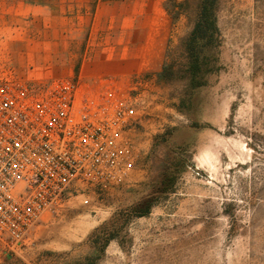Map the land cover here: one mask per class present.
Returning <instances> with one entry per match:
<instances>
[{"label": "rangeland", "instance_id": "1", "mask_svg": "<svg viewBox=\"0 0 264 264\" xmlns=\"http://www.w3.org/2000/svg\"><path fill=\"white\" fill-rule=\"evenodd\" d=\"M94 5L0 0V60L55 68L62 54L43 49L32 35L43 33L45 17L48 33L60 24L68 33L62 56L77 68L70 33L88 32ZM168 17L166 52L178 57L190 23L182 15L173 25ZM218 26L220 67L204 85L184 95V80L143 74L151 114L136 136L128 177L72 191L13 250L0 239V264H90L92 234L102 226L116 238L96 264H264V0H221ZM161 173L169 191L158 193ZM145 199L153 200L150 211L134 215Z\"/></svg>", "mask_w": 264, "mask_h": 264}, {"label": "built area", "instance_id": "2", "mask_svg": "<svg viewBox=\"0 0 264 264\" xmlns=\"http://www.w3.org/2000/svg\"><path fill=\"white\" fill-rule=\"evenodd\" d=\"M149 84L142 74L89 84L0 60V239L7 248L22 244L72 191L128 177L151 114Z\"/></svg>", "mask_w": 264, "mask_h": 264}, {"label": "crops", "instance_id": "3", "mask_svg": "<svg viewBox=\"0 0 264 264\" xmlns=\"http://www.w3.org/2000/svg\"><path fill=\"white\" fill-rule=\"evenodd\" d=\"M164 2L95 0L93 11L86 15L88 32L82 37V33H70L72 39L77 40L72 42V52L80 57L77 68L70 59L62 56L69 45L68 33H63L61 24L54 33H48V20L44 17L43 33L32 35L40 38L39 46L43 49L50 47L55 53L62 54L55 68L47 65L45 69L53 76H76L89 84L101 78H112L124 84L134 75L157 73L165 60L170 37V21ZM59 17L62 23L63 17ZM27 64L26 61L14 63L19 71H24Z\"/></svg>", "mask_w": 264, "mask_h": 264}, {"label": "trees", "instance_id": "4", "mask_svg": "<svg viewBox=\"0 0 264 264\" xmlns=\"http://www.w3.org/2000/svg\"><path fill=\"white\" fill-rule=\"evenodd\" d=\"M221 0H165L164 7L171 16L173 23L184 15L190 23V30L180 42L181 52L178 57L167 51L157 78L164 83H171L177 79L184 80L183 94L187 95L193 89L205 84V77L219 69L218 53L221 45V32L218 26V11ZM178 58H182V62ZM158 180L156 192L169 191L165 186L164 174ZM152 199H145L136 204L133 214L146 215ZM92 235L94 251L85 258L90 264H96L103 254L110 240L115 234L102 226L96 228Z\"/></svg>", "mask_w": 264, "mask_h": 264}, {"label": "bare ground", "instance_id": "5", "mask_svg": "<svg viewBox=\"0 0 264 264\" xmlns=\"http://www.w3.org/2000/svg\"><path fill=\"white\" fill-rule=\"evenodd\" d=\"M244 150V149H243Z\"/></svg>", "mask_w": 264, "mask_h": 264}]
</instances>
